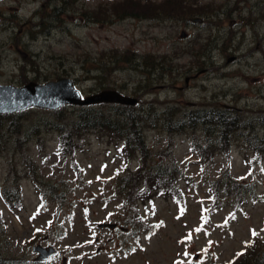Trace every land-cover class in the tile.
<instances>
[{"label":"rangeland","instance_id":"1","mask_svg":"<svg viewBox=\"0 0 264 264\" xmlns=\"http://www.w3.org/2000/svg\"><path fill=\"white\" fill-rule=\"evenodd\" d=\"M174 1L0 0V83L69 76L83 94L116 88L137 96L138 108L225 105L240 121L262 119L264 0ZM55 5L67 9L57 19ZM88 15L99 21H85ZM193 15L204 22H190ZM125 49L133 54L116 58L121 52L115 50ZM112 104L91 105L110 113ZM81 106L63 105L61 123ZM54 110L31 106L2 121L9 130L0 133V258L11 264H233L245 243L264 246V157L255 162L260 154L241 137L229 154L213 157L193 149L192 141L204 136L201 127L175 135L148 130L155 155L174 157L183 171V196L182 204L162 197L136 203L150 232L136 238L122 225L131 214L116 189L115 178L126 167L120 142L89 129L78 138V150L63 156ZM25 156L36 173L20 161ZM16 169L23 207L14 209L2 188ZM225 170L230 175H222ZM32 175L54 183L60 200L42 203ZM229 177L251 182L255 193L242 207L226 202L212 212L220 203L215 198L226 196L219 185ZM37 243L57 252L34 259Z\"/></svg>","mask_w":264,"mask_h":264},{"label":"trees","instance_id":"2","mask_svg":"<svg viewBox=\"0 0 264 264\" xmlns=\"http://www.w3.org/2000/svg\"><path fill=\"white\" fill-rule=\"evenodd\" d=\"M181 1L183 2V0ZM176 4L177 0L174 1V5ZM66 10L65 6L55 5L52 8L56 19L60 14H64ZM132 12H136V9L132 10ZM85 21L97 22L99 18L88 15ZM42 26L40 23L39 27L42 28ZM115 51L121 52L116 58L123 56L125 52L133 54L129 49ZM136 104L113 103V108L109 110L110 113H105L102 108L94 109L93 105H84L80 107L77 115L62 123L61 120L64 118L63 106H60L54 110L57 114V120L53 122L54 128L58 133L60 151L63 156L74 154L78 150L80 147L78 138L89 129L105 132L110 139L109 141H114L116 144L120 142L119 151L125 157L126 167L125 171L118 174L115 178L116 189L117 193L121 194L125 199L123 208L128 207L127 216L129 214L132 216L125 218L122 222V225L126 227L131 236L138 238L144 231L150 234L147 231V223L143 222L138 212L133 209L136 203L142 202L146 205L148 202L153 201L154 198L162 197L171 198L182 204L183 192L179 184L184 175L183 171L174 157L163 159L158 158V154L155 155L156 152L152 151V146L147 143L148 130L160 129L175 135L188 133L201 127L204 134L202 140L192 141L194 151L201 155L208 153L209 156L213 155L214 157L218 152L224 155L229 154L233 141L240 140L239 137H241V143L247 145L251 151L260 154V158L255 160V162L260 161L262 156L264 157V133L262 135L259 133L260 129H264V115L261 116L262 119L256 121L249 119H241L240 121L239 117L236 116L237 112L235 115V110L226 106L218 107L216 105L212 108L199 107L181 111L176 105H167L163 110L157 111L153 106H149L146 109L138 108ZM17 112H23V110ZM17 112L0 113L1 134L7 135L5 133L9 130L6 129L2 121L5 120V117L17 115ZM4 140V137H0V142H4ZM134 160L137 161V165L131 168L130 162ZM20 161L23 165L29 167V172L36 173L33 161L30 158L25 156ZM255 162H252V164H255ZM17 171L18 169L11 171L12 177L10 181L9 176L5 177L2 188L5 200L14 209L23 207L19 178L15 176ZM222 175L230 174L228 170H225ZM32 179L38 188L39 198H41L42 203L46 201V198L60 200L61 193L55 189L54 183L47 181L41 184L40 179L36 175H32ZM220 186L226 196L222 199L215 198L214 201L220 203L212 206V212L226 202L232 205L235 203L236 207H242L247 203L248 197L253 196L255 193L251 182L246 183L231 177H229L228 181H223ZM236 258L237 260L233 264H264V246L256 248L253 245V241L247 242L234 254L232 262ZM0 264L11 263L6 259L0 258Z\"/></svg>","mask_w":264,"mask_h":264},{"label":"water","instance_id":"3","mask_svg":"<svg viewBox=\"0 0 264 264\" xmlns=\"http://www.w3.org/2000/svg\"><path fill=\"white\" fill-rule=\"evenodd\" d=\"M139 98L116 88H103L82 94L69 76H60L44 82L29 80L22 85L0 83V113H10L31 106L55 109L64 104L90 105L101 102L135 104ZM115 222H100L99 226L114 227ZM35 259H46L55 253L52 245L37 243Z\"/></svg>","mask_w":264,"mask_h":264},{"label":"flooded vegetation","instance_id":"4","mask_svg":"<svg viewBox=\"0 0 264 264\" xmlns=\"http://www.w3.org/2000/svg\"><path fill=\"white\" fill-rule=\"evenodd\" d=\"M190 22H195V23H202V22H204L203 21V17H201V16H197V15H193V16H191V17H189V19H188ZM188 20H186V22L188 21ZM185 34H186V32H185ZM227 108H230V107H228V106H226ZM230 109H232V108H230Z\"/></svg>","mask_w":264,"mask_h":264},{"label":"snow or ice","instance_id":"5","mask_svg":"<svg viewBox=\"0 0 264 264\" xmlns=\"http://www.w3.org/2000/svg\"><path fill=\"white\" fill-rule=\"evenodd\" d=\"M199 229H197V231H198ZM253 234L255 235V232H253ZM190 238V237H189Z\"/></svg>","mask_w":264,"mask_h":264}]
</instances>
